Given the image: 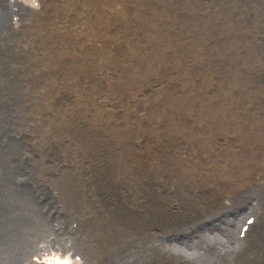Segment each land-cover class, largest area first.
Instances as JSON below:
<instances>
[{
    "label": "rangeland",
    "instance_id": "rangeland-1",
    "mask_svg": "<svg viewBox=\"0 0 264 264\" xmlns=\"http://www.w3.org/2000/svg\"><path fill=\"white\" fill-rule=\"evenodd\" d=\"M84 2L29 0L32 6L29 12L15 11L12 20L18 19V24L7 31L1 42L0 104L14 101L21 114L24 99L29 100L32 110L28 114V126L23 127V121L15 116L14 126L17 131L28 129L25 141L30 145L29 152L39 162L43 161L42 174L50 175L51 185L65 201L72 203L74 211L68 217L77 219L79 227L66 235L73 241L79 238L84 249L93 248L99 259L105 260L110 256L109 250L121 246L130 237L187 224L183 218L176 222L179 216L188 214L190 220H198L203 209L219 201V191L202 178L195 185L186 176L180 182L183 190L174 186L176 172L169 169L171 178L165 170V161L170 156L166 150V131L155 126V118L161 112L151 103L158 101L163 93L177 89L181 91L180 104L187 107L183 115L186 118L224 114L227 108L236 102L243 104L245 99L253 100V107L264 113V65L258 66L257 62L264 57V0H167L166 3L158 0L157 8L148 6L147 15L154 23L169 18L176 24L173 34L165 38L156 32L148 33L172 63L164 65L154 46L140 53L138 43L146 38H139L131 51L134 61L127 64L124 91L111 96L112 85L117 80L111 75H94L92 70L104 58L123 61V55L120 59L113 55L118 56L113 41L119 36L107 35L93 27V19L86 23L84 33L80 29L86 22L82 17ZM107 3L98 0L96 12ZM197 8L206 34L210 33L209 40L204 42L213 47L207 51L217 53V59L222 58V67L216 65L215 73L218 77L229 76L226 84L239 89L234 98L229 94L228 102L225 95L220 97L224 98L223 102L217 101V88H207L212 72L199 70L200 64L193 60L199 49L203 50L198 36L183 40L185 30L196 23L192 12ZM99 21L109 23V19L104 21L100 17ZM131 31L134 33L137 28ZM87 47L89 52L83 54ZM240 49L245 53L239 59L234 52ZM179 55L188 57L190 66ZM246 59L248 74L240 76L236 71L227 74L232 65L241 66ZM165 66H173L177 74L164 73ZM165 80L170 83L161 87ZM186 85L189 92L182 90ZM139 86L155 87L134 99L132 90ZM233 111L236 114L231 113L233 117L240 112ZM213 131L221 129L213 128ZM14 133L19 140L24 135ZM175 136L180 138V134ZM89 177L93 183L88 187ZM49 197L46 195L44 201H53ZM153 199L157 208L151 206ZM211 225L223 228L219 220ZM147 260L146 264H159L150 257Z\"/></svg>",
    "mask_w": 264,
    "mask_h": 264
},
{
    "label": "bare ground",
    "instance_id": "bare-ground-1",
    "mask_svg": "<svg viewBox=\"0 0 264 264\" xmlns=\"http://www.w3.org/2000/svg\"><path fill=\"white\" fill-rule=\"evenodd\" d=\"M84 1L82 17L86 22L80 29L85 33L86 23L93 19V27L107 35L116 33L119 36L113 41L118 47V56L112 53L115 59L123 55V61L104 58L97 69L92 70L94 75H111L117 80L112 85L110 96L123 93L122 85L128 77L127 64L134 61L131 51L139 38H146L138 43L140 53L154 46L159 50V58L164 65L172 63L167 61L160 45L148 35L156 32L165 38L173 34V26H176L169 18L154 23L148 17V6L157 8L158 0H107L108 3L97 12L98 0ZM162 1L166 3L167 0ZM31 9L29 0H0V14L11 12L7 31L18 24V19L12 20L16 10L23 14ZM199 11L197 8L192 12L196 23L185 30L183 40L198 36L203 50L199 49V55L193 60L200 64L199 70L212 72L207 88H217V101L223 102L225 98L228 102L229 94L234 98L239 89L236 85L226 84L229 76L218 77L215 73L216 65L222 67V58L217 59V53L207 51L213 46L204 42L209 40L207 36L210 33L206 34ZM99 17L104 21L109 19V23L104 24ZM135 27L137 31L133 33L131 30ZM4 39L0 41V48ZM62 42L65 43L64 40ZM89 50L85 48L83 54ZM128 52L130 56L126 57ZM234 53L240 59L245 52L240 49ZM178 57L186 59L190 66L188 57ZM248 59L236 68L232 65L226 70L227 74L233 71L240 76L248 74ZM257 62L258 66L264 65V57ZM173 69V66H165L163 72L177 74ZM168 83L170 81L165 80L161 87H167ZM171 83L175 87L176 81ZM189 85L183 86L182 90L189 92ZM154 87L133 88V98H140L144 91ZM196 93L202 95L199 91ZM223 95L225 97L220 98ZM160 97L151 104L161 112L155 118V126L166 131V150L170 156L165 161V170L169 175V169L176 172L174 186L183 190L184 185L180 182L186 176L195 185L202 178L207 185L219 191V201L203 209L198 220H190L188 214L176 217V222L183 218L187 224L164 232L149 231L132 236L121 246L109 250L108 258L100 260L93 248L84 249L79 238L73 241L66 235L79 227L77 219L68 217L74 211L72 203L65 201L51 185L50 175L42 174L43 161L39 162L37 156L29 152L30 145L25 141L28 129L17 131L14 126L15 117L23 121V127L28 126V114L32 110L29 109V100L24 99L25 108H20L24 110L21 114L16 110L17 103L5 102L0 104V115L3 114L0 116V264H146L149 257L153 263L158 260L159 264H264V113L253 107V100L245 99L243 104L236 102L227 108L224 114L186 118L183 115L187 107L180 104L181 91L175 89ZM32 99L34 101L33 94ZM166 105L169 107L165 108ZM233 110L240 112L233 117ZM213 128L221 131L215 132ZM14 132L24 135L19 140ZM175 134H180V138L177 139ZM121 175L127 177L123 173ZM91 183L93 178L89 177L86 184L89 187ZM46 195H50L49 199L53 201L45 202ZM151 206L157 208L154 199ZM245 208L246 212L241 215ZM55 214H60V220ZM250 219L253 223L248 224ZM218 220L223 224L222 229L211 225ZM92 231L106 235L97 229Z\"/></svg>",
    "mask_w": 264,
    "mask_h": 264
},
{
    "label": "water",
    "instance_id": "water-1",
    "mask_svg": "<svg viewBox=\"0 0 264 264\" xmlns=\"http://www.w3.org/2000/svg\"><path fill=\"white\" fill-rule=\"evenodd\" d=\"M8 14H9V17H8ZM9 18L11 19V12L9 10L6 15L0 14V41L6 36L7 29H8L7 23H9Z\"/></svg>",
    "mask_w": 264,
    "mask_h": 264
}]
</instances>
